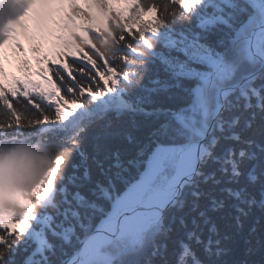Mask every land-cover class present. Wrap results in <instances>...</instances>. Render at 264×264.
Instances as JSON below:
<instances>
[{
  "label": "snow or ice",
  "instance_id": "6c2138e0",
  "mask_svg": "<svg viewBox=\"0 0 264 264\" xmlns=\"http://www.w3.org/2000/svg\"><path fill=\"white\" fill-rule=\"evenodd\" d=\"M250 219L264 0H0V264H217Z\"/></svg>",
  "mask_w": 264,
  "mask_h": 264
},
{
  "label": "trees",
  "instance_id": "16d2710c",
  "mask_svg": "<svg viewBox=\"0 0 264 264\" xmlns=\"http://www.w3.org/2000/svg\"><path fill=\"white\" fill-rule=\"evenodd\" d=\"M160 104L168 105L174 103V101L161 97L158 101ZM152 122L150 119L144 117H135L134 119H128L125 121L113 122L111 126H100L89 132V137H98L100 144L104 148H121L127 153L131 154L135 151L136 145L134 143L127 142V136L131 135L136 139H142L147 135ZM259 213H254V216H258ZM252 223L250 219L242 231L236 232L233 230L232 239L226 245V253L222 255L217 264H242L247 260L248 264H260L261 257L264 255V240L257 243L256 237L253 236L252 247L257 249L255 255H247V240L249 238V227ZM260 232L264 233V221L260 226ZM174 246V245H173ZM171 251V246H170ZM174 256H169V264H173Z\"/></svg>",
  "mask_w": 264,
  "mask_h": 264
}]
</instances>
